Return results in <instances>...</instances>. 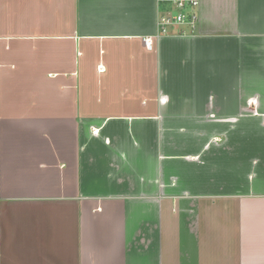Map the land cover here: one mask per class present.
Masks as SVG:
<instances>
[{"label":"crops","instance_id":"crops-1","mask_svg":"<svg viewBox=\"0 0 264 264\" xmlns=\"http://www.w3.org/2000/svg\"><path fill=\"white\" fill-rule=\"evenodd\" d=\"M168 11L0 0V264H264V0Z\"/></svg>","mask_w":264,"mask_h":264},{"label":"built area","instance_id":"built-area-1","mask_svg":"<svg viewBox=\"0 0 264 264\" xmlns=\"http://www.w3.org/2000/svg\"><path fill=\"white\" fill-rule=\"evenodd\" d=\"M161 4L168 5L172 12H167L158 20L161 33H165L167 27L172 25H185L193 29L197 23L198 17L195 12L199 0H157ZM152 42L146 41V45L151 47Z\"/></svg>","mask_w":264,"mask_h":264}]
</instances>
